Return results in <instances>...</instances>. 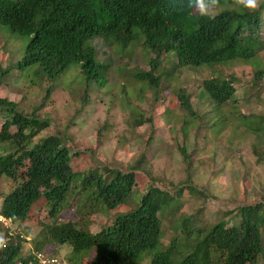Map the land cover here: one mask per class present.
<instances>
[{"label":"rangeland","instance_id":"rangeland-1","mask_svg":"<svg viewBox=\"0 0 264 264\" xmlns=\"http://www.w3.org/2000/svg\"><path fill=\"white\" fill-rule=\"evenodd\" d=\"M225 9L250 11L231 0L216 3L208 16ZM191 12L200 14L196 5ZM251 12H258L259 22L258 30L246 40L251 38L256 47L248 58L179 68L173 54H164L154 72L159 77L157 87L136 77L148 70L152 58L140 41L121 48L95 38L91 46L104 68L103 81L92 82L87 93L75 64L53 80L41 75L37 66L15 69L27 38L0 26V72H6L0 77V98L17 104L22 114L40 119L30 131L27 148L56 135L70 151L69 167L79 174L54 215L55 222H74L78 229L94 234L110 225L115 215L133 209L148 189L165 191L174 199L160 210L156 247L139 258L120 261L148 264L150 256L168 248L173 238L177 247L172 258L179 260L189 252L198 230L205 233L221 219L235 226L234 215L224 212L259 203L255 221L262 235L261 252L253 264H264V9ZM215 77L231 78L234 89L232 98L221 106L202 90V82ZM180 91L188 96L194 116L179 105ZM4 119L0 112V126ZM15 131L8 127L5 139H0V157L15 150ZM138 160L132 190L122 205L105 210L87 195L91 188L87 184L97 176L107 179L126 172ZM26 167L24 160L0 177V199L19 183ZM51 220L41 198L24 221L13 223V232L21 236V257L41 251L62 264H90L92 253L72 260L69 246L46 240ZM188 231L192 233L184 239ZM0 237L5 245L13 242L1 226Z\"/></svg>","mask_w":264,"mask_h":264},{"label":"trees","instance_id":"trees-1","mask_svg":"<svg viewBox=\"0 0 264 264\" xmlns=\"http://www.w3.org/2000/svg\"><path fill=\"white\" fill-rule=\"evenodd\" d=\"M195 5L196 0H0V26L27 38L15 69L37 66L41 75L53 80L75 64L85 93L92 82L103 81L100 72L104 68L95 60L93 39L121 48L140 41L141 48L152 58L148 60V70L136 77L157 87L159 77L154 72L164 54H173L179 68H197L248 58L256 50L251 38L246 40L258 30V12L225 9L204 16L191 12ZM5 73L1 71L0 77ZM202 90L217 106L228 102L234 94L231 78L206 79ZM177 101L185 113L194 116L187 95L180 91ZM0 112L5 116L0 139H5L8 127L16 130L15 150L0 157V177L24 160L27 162L19 183L0 199L1 216L12 223L24 221L31 206L42 198L47 216L53 219L45 232L46 240L69 246L72 260L92 253L90 264H120L122 259L139 258L156 247L159 213L173 201L170 194L148 189L133 209L115 215L110 225L94 234L78 229L74 222L57 223L54 215L79 175L69 167L70 151L56 135L39 139L27 148L33 136L30 131L40 125V119L22 114L17 104L3 98ZM25 130L28 132L24 133ZM180 153L185 160L182 149ZM138 168L139 160L126 172L114 173L107 179L97 176L87 184L91 186L87 195L98 200L101 208L115 209L130 194L133 172ZM85 178L82 174L80 181ZM260 205L224 212V216L233 214L237 225L221 219L205 233L198 230L189 252L179 260L172 258L177 244L171 239L169 247L152 254L148 264H253L261 252L262 235L255 221ZM191 233L188 231L184 239ZM21 242L16 235L12 243L0 247V264H27L30 256L21 257Z\"/></svg>","mask_w":264,"mask_h":264},{"label":"built area","instance_id":"built-area-1","mask_svg":"<svg viewBox=\"0 0 264 264\" xmlns=\"http://www.w3.org/2000/svg\"><path fill=\"white\" fill-rule=\"evenodd\" d=\"M13 223L0 215V226L5 230L7 240L13 238L16 234L12 229ZM21 238V236H18ZM30 260L27 264H62L56 257H48L41 251H35L30 253ZM64 264V263H63Z\"/></svg>","mask_w":264,"mask_h":264},{"label":"clouds","instance_id":"clouds-1","mask_svg":"<svg viewBox=\"0 0 264 264\" xmlns=\"http://www.w3.org/2000/svg\"><path fill=\"white\" fill-rule=\"evenodd\" d=\"M217 0H196V8L201 15L208 16L210 10ZM234 4L243 6L250 11H256L260 7V0H234ZM5 243L2 237H0V247H4Z\"/></svg>","mask_w":264,"mask_h":264}]
</instances>
